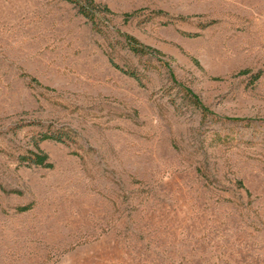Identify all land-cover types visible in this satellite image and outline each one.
I'll return each instance as SVG.
<instances>
[{
    "label": "rangeland",
    "instance_id": "obj_1",
    "mask_svg": "<svg viewBox=\"0 0 264 264\" xmlns=\"http://www.w3.org/2000/svg\"><path fill=\"white\" fill-rule=\"evenodd\" d=\"M96 1L0 0V264H264V0Z\"/></svg>",
    "mask_w": 264,
    "mask_h": 264
},
{
    "label": "trees",
    "instance_id": "obj_2",
    "mask_svg": "<svg viewBox=\"0 0 264 264\" xmlns=\"http://www.w3.org/2000/svg\"><path fill=\"white\" fill-rule=\"evenodd\" d=\"M71 3H73L79 10V12L88 19L92 23L93 28L96 30H101V25L105 24L106 20L108 19V15H114L115 12L106 4L98 3L96 0H67ZM140 10H135L133 12H127L125 13V18L128 19L130 17L135 16L137 13H139ZM162 12V11H160ZM118 32L124 37L126 45L128 48L137 55H151L162 62L166 64V66L169 68L170 63L168 60L164 59L165 54L154 47H151L147 44H144L142 41L139 40L135 35L130 34L128 32H123L118 30ZM110 61L116 68L120 69L125 74L134 77L135 79L142 82V75L141 73L134 68H124L121 67L117 62H115L113 57H110ZM242 73H249V70H243ZM262 74V71H259L254 75L255 79L260 78ZM171 77L174 78V74L171 73ZM36 80V79H34ZM187 91L192 95L195 104L202 110L204 115L211 114L212 112L210 109L205 106L200 98L190 89L187 88ZM235 120V119H234ZM45 140H56L60 142H64L65 139L63 136L51 132H42L38 136V138L35 139L34 144L36 147V150H31L29 154H25L20 156V161L24 164H27V166H43V167H52V163L49 161L48 154L40 147V143ZM29 206H21V210H27Z\"/></svg>",
    "mask_w": 264,
    "mask_h": 264
}]
</instances>
